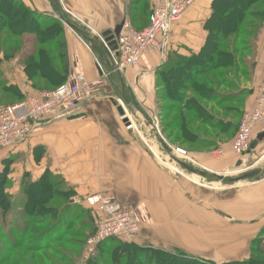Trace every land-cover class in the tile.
Listing matches in <instances>:
<instances>
[{
  "label": "crops",
  "instance_id": "crops-1",
  "mask_svg": "<svg viewBox=\"0 0 264 264\" xmlns=\"http://www.w3.org/2000/svg\"><path fill=\"white\" fill-rule=\"evenodd\" d=\"M22 1L32 6V9L45 14L56 16L59 12L48 9L47 5H51V0ZM142 1L145 0H59V5L70 13V18L75 20L88 37H93L106 30H115L123 21L131 22V14H136L135 10L142 7ZM213 2L214 0H196L187 9L184 19L172 28L169 46L164 52L151 49L139 66L125 69L115 67L101 42L83 39L64 23V40L70 61V72L82 73L85 80L96 83V89L90 99L80 104L77 114L47 120L26 142L12 150H0V172L3 171L6 160L12 161L5 190L11 194V200L14 201L16 196L23 194V186L26 183L39 180L48 169L62 175L59 177L75 192L73 201L76 204L87 205L90 208L87 198L96 194L106 195L110 191L112 193V190L118 191L116 186L121 178L118 180L116 176L123 173L134 177V186L131 184V177L127 178L130 193L135 189L146 196L144 202L150 208L153 217V221L149 222L152 228L159 229L161 226L163 228L171 225L172 229H176V226L183 225V222L168 220L166 211L159 214L155 206H152L155 199H147L149 195L153 196L152 191L165 189L162 179L167 181L173 177L148 176L146 170L142 172L141 168L136 167L146 162L152 164L153 160L148 157L145 146L144 149L141 147L140 140L137 138L134 140L136 136L132 130L133 125L128 128L122 125L117 106L122 105L128 117V111L138 109L146 118H151L152 111L154 112V108L157 107L158 92L159 94L161 92L156 84L157 71L172 54L189 57L202 50L208 37L206 24L213 12ZM93 46L98 50H93ZM253 50V68L244 84L245 90H249L245 103L247 108L253 105L260 87L264 85V22L258 30ZM0 68L8 84H15L19 88H25L24 84H31L24 72V66L17 60L3 62ZM28 91L32 92L33 89ZM261 132L262 130L257 128L255 137ZM254 150L263 154L264 140ZM228 161L229 157L223 164L228 165ZM108 166H115L116 173ZM69 173L78 176H69ZM144 181L149 185L145 187L146 190H143ZM251 190L248 194L244 193L235 210L238 214L237 219H241L238 218L240 214L250 213L248 209L243 210L245 206L252 209L251 214L257 213L249 224L255 236L264 230V177L252 182ZM244 201L249 203L245 205ZM137 236L131 240L123 239V242L134 244L142 250L151 247L170 252L176 247L199 256L193 249H185L187 247L184 245L174 243L166 237L158 238L145 229ZM254 236L252 240L259 241ZM260 239L264 243V233ZM217 257L212 259L217 264L247 259L244 254Z\"/></svg>",
  "mask_w": 264,
  "mask_h": 264
},
{
  "label": "rangeland",
  "instance_id": "rangeland-1",
  "mask_svg": "<svg viewBox=\"0 0 264 264\" xmlns=\"http://www.w3.org/2000/svg\"><path fill=\"white\" fill-rule=\"evenodd\" d=\"M2 1L3 3L0 4V9L6 8L10 14H24L18 2L12 3L9 2V0ZM21 1L22 0H19V2ZM22 3L29 8L32 7L28 6L29 4L27 3V5L26 2L22 1ZM143 4L148 5V12H150L151 1H142V6ZM47 7L50 11H54L55 1L51 0V5L48 4ZM223 7L225 10H233L232 14H237V11L239 12V10L242 11V9H244V6L242 5L238 7L237 2L234 0H226V3ZM57 13L58 14H56V16L59 17L61 14L68 12L62 6L61 12ZM70 20L75 22V20H72V18H70ZM26 26L30 28V22H27ZM248 30L251 33V29ZM8 34H10L9 30L4 28V30L0 33V39L4 40ZM31 36L34 35L23 33V35H21L20 38L16 40L20 43L22 42V44L27 42L29 43L33 38ZM252 38L253 37L251 36L247 38V48H251L253 45ZM249 50L250 51H248L247 54L240 52V58L245 59L247 62H249V64L246 66L239 64V58L230 68H228V71L226 72L225 80L227 81V84L219 88V90L218 88L216 89L220 92V94H223L226 100L224 99L222 101V109H217L213 111V113L222 117L223 120H231V122H233L232 124L236 127L229 136L222 135L220 138H216L215 140H218V142H216L215 145H211L213 142L211 138H214L212 133L206 135V137L209 139H207L208 141L202 145L197 146L195 144H185L182 142H177V144H174L172 140L173 137L175 138L177 136L178 132L175 131V129H167L166 132H163V128L165 127V123L172 121L175 113L168 115L167 113L161 114V112L163 106H173V104L178 105L179 103L158 99L157 97V107L154 108V112L151 110L152 116L151 118H148L159 126L164 137L173 147H175V149H181L184 152L175 153L180 159L185 160L189 164L205 167L209 170L222 173L225 176H238L244 172L243 170L247 168H259L264 166V153L260 154L254 150L256 148H254L253 151L250 149L240 156L234 153L231 147L236 132L238 131L243 112L246 109L252 107L251 106L247 108L245 106L248 94L240 97V94L245 93L244 84L250 77L251 65L253 64V61L250 60L249 56L253 55L254 50ZM24 56L25 52H16V55L13 57L8 58L7 60H2V64L3 62L17 60L18 63L23 66ZM2 74L3 72H0V79ZM24 85L25 88H19L14 84L12 90H3L1 87L0 105L8 106L25 100L31 92L28 90H31V88L33 90L35 89L32 84ZM49 88L51 89V87ZM95 89L96 88L93 89L92 94L94 93ZM188 94H190V91ZM235 94H239L237 98H235ZM87 100L88 99H86V101ZM225 108L226 111H223ZM210 110H212V107H210ZM131 111H128V113L134 127L132 129L133 133L136 136L134 137V140H136V138L140 140L141 147L144 149L145 146L148 157H151L153 160L152 164L146 162L143 165L136 167L141 168L142 172L143 170H146V174L148 176L156 175L173 177L171 180L167 179V181L162 179V184L165 189L152 191L151 193H153V196L149 195L147 199L151 198L157 201L156 202L154 200V204L152 206H155V209L159 211V214H162L164 211H166L168 214V220L172 219L177 222H183V225L176 226V229H172L173 227H171V225L163 228L161 226L159 229L152 228L149 222L153 221V217L150 213V208L147 206L146 202H144L146 196L141 194L139 191H135V189H133V191L130 193V188L128 187L130 185L127 183V178H130L131 176H127L126 174L120 173L119 176H116L118 180L121 178L119 180L120 182H118L116 186L118 191L112 190V193L110 191L106 195H96L116 198L124 205L134 207L138 211H141L146 219L141 224L138 235H140L142 230L145 229L148 232L154 233V236L158 238L166 237V239L174 243L184 245L187 247L185 249H193L195 252L199 253V256H196L194 254H190L189 250L187 252V250L183 251L180 248L174 247V249L170 251L171 254H181L179 259L176 258L174 260L172 259V255H169V257L163 255L164 251L162 249L147 247L143 248V250H147L143 253L146 254V256L142 255V258L145 259L142 260L139 258L138 262L143 264H208L209 262L217 264L214 260H212L214 257L220 255L224 257H234L236 254H244L247 256V259L245 260H248L253 256L257 257L259 260L264 259V256H261L263 255L261 252L264 250V243L262 242V239H260L264 233V230H262L260 234H255L257 240L259 241H254L252 240L254 231H252V227L249 225L251 223L252 217L257 213L251 214L252 209H249L245 206L243 207V210L246 211L248 209L250 213L247 215L240 214L238 218L241 219H237L236 215L238 216V214H236L235 210L237 202L243 198L244 193L248 194L252 191L251 184L257 179H249L237 183H226L211 177L206 178L205 181L201 182L200 177L185 172L180 167V165H178V163L175 162L171 156H169L166 150H164L161 143L157 139L148 118H146L143 112L138 109L136 111ZM120 122L122 123L123 119ZM122 125L126 126L124 122ZM228 157V165L223 164L225 159ZM141 160H143V158H141ZM239 162H242L240 166H238ZM108 167L114 170L116 173L115 166ZM81 170L82 167H80V171ZM48 171L52 176H62L58 173H53L48 169L45 170L44 173ZM69 176L78 175L69 173ZM263 177L264 176H261L260 178ZM122 179L124 181H121ZM130 181L134 186L135 181L133 176L131 177ZM137 183L138 182H136V184ZM143 186V190H146L145 187H149L146 181L143 182ZM15 198L16 199L13 201V206L10 209L11 212L4 214L1 211L2 209H0V256L4 255L12 247L11 242L19 241L18 238L21 237L22 231L24 228H27V226L29 228V232L23 244L19 245V247H14L15 249L12 252V260H7L0 264H16L17 261H19L20 264H86L87 260L92 257H95L100 264H104L105 260H109V262H112V264H116L117 262H123L124 259H122L120 256L122 255V252H130L133 254L134 252H137L134 249H127L124 246H120V244H117L116 240L107 241V250H104V252L98 253L97 250L95 254H89L87 242L88 239L92 237L98 230V213L95 212L94 209L89 208L87 205L84 206L82 204H76L73 201V198L70 200L67 199V201H58V198L54 197L52 199H48L45 203V205L56 204L58 208L60 207V203L70 206L72 212H70L69 215L63 219H61L59 215L51 217H49V215H40L45 211L43 209V205L41 204L39 205L40 209L42 210L40 214L33 213L29 215L24 209V202L26 200L24 194L21 196H16ZM42 199L43 197L40 196V202ZM165 200H167V204L164 202ZM246 203H249V201L243 202L245 205ZM34 218L38 220V222H34ZM158 219L162 220L161 218ZM52 221H58L57 224H55V227L54 225L51 226ZM246 221L249 223H246ZM71 224H75V226L70 229L66 236L64 235L65 237L62 236L64 237L62 241L51 242V246H46V244L49 242V237L47 235L50 234V229H52L51 233L53 234V237L57 238L64 234V230H67L66 228L68 226L70 227ZM81 234H83L82 236H84V238H80ZM44 235L47 236V239H45ZM118 240L123 241V239L120 238ZM66 242H70L71 244L66 245ZM74 242L83 243L82 245H74ZM148 244L150 246H154L150 243ZM29 246L35 247L33 248ZM227 249L228 251H226ZM114 251L117 252L113 253ZM118 252L120 255H116ZM154 257L157 259H154ZM164 257L169 259L165 260ZM203 260L205 263L202 262ZM254 264L256 263L254 262Z\"/></svg>",
  "mask_w": 264,
  "mask_h": 264
},
{
  "label": "trees",
  "instance_id": "trees-1",
  "mask_svg": "<svg viewBox=\"0 0 264 264\" xmlns=\"http://www.w3.org/2000/svg\"><path fill=\"white\" fill-rule=\"evenodd\" d=\"M234 1L237 2L238 7L244 6L245 11L242 9V11H237V14H232L233 10H225L223 7L226 0H214L213 12L206 24L208 37L199 53L191 54L189 57L172 54L168 61L157 71L156 84L161 89L160 94L158 92V99L179 103L178 105L173 104V106H163L161 112V114L167 113L168 115L175 113L171 122H164L165 127L163 128V132H166L167 129H175L178 132L177 136L173 137L172 141L174 144L182 142L197 146L202 145L209 139L206 135L212 133L214 138H211L213 141L211 145H215L218 142V140H215L216 138H220L222 135L229 136L236 127L231 120H223L222 117L215 115L213 111L222 109V101L226 100L218 90L227 84L225 77L228 68L240 58V52L247 54L250 51L249 49L253 50L255 47L258 30L264 22V0ZM9 2H18L24 14H10L6 8L0 9V33L4 28L10 32L4 40L0 39V65L2 60H7L16 55V52L22 51L25 52L23 66L35 90H51L65 83L71 72L64 40L63 19L70 20V15L65 13L58 17L34 10L31 7L29 8L22 1L19 2V0H9ZM2 3L3 1L0 0V4ZM61 9L62 7L59 5L58 11L61 12ZM135 11H137L136 14H131L130 16L131 23L136 29L141 30L149 22L150 12H148V5L143 4L141 8H137ZM27 22H30V28L26 26ZM248 29H251V33ZM23 33L34 35L29 43L22 44V42L17 41ZM249 36L253 37L251 48L246 46ZM249 58L254 62V52ZM239 61V64L244 66L249 64L245 59L240 58ZM252 68L253 64L251 65V71ZM3 77L2 74L0 88L12 90L14 86L8 84V81ZM217 88L218 90H216ZM189 91L190 94H188ZM244 92V94H240V97L247 95L249 90ZM238 95L235 94V98ZM210 107H212V110H210ZM223 111H226V108ZM234 115L237 116L236 114ZM11 164V160H6L4 169L0 172V209H2L1 211L4 214L11 212L10 209L13 206L10 195L5 191L8 185ZM23 194L26 199L24 209L29 215L33 213L40 214L42 211L39 207L40 204L43 205L45 210L43 214H40L43 216L59 215L63 219L72 212L71 207L67 204L63 205L60 203L59 208L56 204L45 205L48 199L55 197L58 198V201H67V199L70 200L75 195L74 190L67 185L65 180L59 176H52L49 171L44 173L39 180L26 183L23 186ZM40 196L43 197L41 202L39 200ZM34 222H38V220L34 218ZM57 222L52 221L51 226L54 225L55 227ZM74 226L75 224L68 226L67 230H64V234L57 238L53 237L52 229H50V234L47 235L49 242L46 246L49 247L51 242L62 241ZM28 232L29 228L27 226L22 231L21 237L18 238L19 241L11 242L12 247L4 255L0 256V263L12 260L14 247H19V245L23 244ZM82 235H80V238H84ZM47 236H45V239H47ZM107 241H116L120 246L137 251L134 254L122 252V255L118 252L116 255L119 254L124 260L116 264H143L138 262V259H145L142 258V255L146 256V254H143L144 251L134 244L123 242L117 238H111L101 243L98 247V253L107 250ZM82 243L74 242V245H82ZM70 244V242H66V245ZM29 247L34 248L35 246ZM115 252L117 251L113 253ZM261 253H263L261 256H264V250ZM163 255L167 257L172 255L174 260L176 258L179 259L181 256V254H171V252H164ZM167 257H164V259H169ZM154 259L157 258L154 257ZM254 262L256 264H264V259L259 260L253 256L248 260L230 261L222 264H254ZM110 263L112 264L109 260L104 261V264ZM16 264H20V262L17 261ZM86 264L100 263L95 257H92L87 260ZM208 264L214 263L209 262Z\"/></svg>",
  "mask_w": 264,
  "mask_h": 264
},
{
  "label": "built area",
  "instance_id": "built-area-1",
  "mask_svg": "<svg viewBox=\"0 0 264 264\" xmlns=\"http://www.w3.org/2000/svg\"><path fill=\"white\" fill-rule=\"evenodd\" d=\"M150 1L148 25L138 30L125 21L117 37V50L107 47L117 69L139 66L151 49L164 52L169 46L172 28L184 19L196 0ZM95 86L82 73L72 71L67 81L54 89L33 90L21 102L0 105V150H12L26 142L47 120L77 114L80 104L90 98ZM257 128L264 131V85L254 105L243 112L231 146L234 153L241 156L250 150ZM178 151L184 153L181 149ZM87 203L98 213V230L87 242L89 254H95L99 245L108 239H133L146 219L141 211L116 198L93 195L87 198Z\"/></svg>",
  "mask_w": 264,
  "mask_h": 264
},
{
  "label": "water",
  "instance_id": "water-1",
  "mask_svg": "<svg viewBox=\"0 0 264 264\" xmlns=\"http://www.w3.org/2000/svg\"><path fill=\"white\" fill-rule=\"evenodd\" d=\"M56 2V7H55V12L58 11V7H59V0H55ZM63 22L65 24H67L69 27H71L73 30H75V32H77V34H79V36H81L83 39H88L89 41L93 42L94 40L101 42L105 49L108 51L109 50L107 47H110L111 50L115 51L118 48V44H117V37L120 35L125 21L121 22V24H119L115 30H106L102 33H99L93 37H88L87 34H85L78 26L75 22H72L70 20L67 19H63ZM85 28V27H84ZM93 50H98L96 47H92ZM110 55V53H109ZM111 58V57H110ZM112 60V59H111ZM117 110L119 112V115L122 117L123 122L125 123V125L127 127H131L132 126V122L130 120V118L127 116V112L125 110V108L122 105L117 106ZM154 132L155 135L157 137V139L159 140V142L161 143L162 147L164 148V150H166V152L169 154V156H171L173 158V160L175 162L178 163V165H180V167L187 172L188 174H193L196 175L198 177L201 178V182L205 181L206 178H211L214 177L217 180H220L222 182H226V183H237L240 181H244V180H249V179H260L261 176H264V168L259 167V168H247L245 170H243L244 172H242L241 174H239L238 176H225L222 173L216 172V171H212L209 170L208 168L205 167H199V166H195L193 164H189L187 163L185 160L180 159L177 157V155L175 153L179 152L178 149H175V147H173L168 141L167 139L164 137V135L162 134L159 126L154 122L151 121L148 118ZM264 140V131L261 132L260 134H258L256 136V138L253 140L250 149H254L257 147V145L262 142ZM242 164V162L238 163V166H240Z\"/></svg>",
  "mask_w": 264,
  "mask_h": 264
},
{
  "label": "bare ground",
  "instance_id": "bare-ground-1",
  "mask_svg": "<svg viewBox=\"0 0 264 264\" xmlns=\"http://www.w3.org/2000/svg\"><path fill=\"white\" fill-rule=\"evenodd\" d=\"M179 158V157H178Z\"/></svg>",
  "mask_w": 264,
  "mask_h": 264
}]
</instances>
